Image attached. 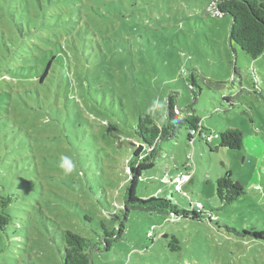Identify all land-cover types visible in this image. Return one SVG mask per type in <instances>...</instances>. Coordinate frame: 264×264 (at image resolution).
I'll return each instance as SVG.
<instances>
[{"label":"rangeland","instance_id":"rangeland-1","mask_svg":"<svg viewBox=\"0 0 264 264\" xmlns=\"http://www.w3.org/2000/svg\"><path fill=\"white\" fill-rule=\"evenodd\" d=\"M216 1L0 0V214L11 215L0 264H62L63 230L96 241L104 223L114 230L108 214L121 212L139 144L133 127L139 114L162 120L171 95L209 134L241 130L243 148L189 142L182 126L137 194L185 210L201 202L204 217L131 210L94 264H264V53L253 59L231 42ZM62 155L78 165L70 175ZM228 171L245 193L223 204L217 181Z\"/></svg>","mask_w":264,"mask_h":264},{"label":"trees","instance_id":"trees-1","mask_svg":"<svg viewBox=\"0 0 264 264\" xmlns=\"http://www.w3.org/2000/svg\"><path fill=\"white\" fill-rule=\"evenodd\" d=\"M216 8L221 15H229L231 17L230 39L232 43H236L242 51L250 55L253 59L260 57L264 53V0H217ZM14 49H18L15 42L8 40ZM7 40L2 37V43L6 46ZM57 56H53V60ZM38 63V62H30ZM52 63V62H51ZM49 63L39 80L46 81L50 74L52 64ZM35 64L27 66L29 72L32 71ZM176 110H180V116L176 115ZM189 129V142L196 139H203L200 134L192 135V131L202 130L205 134H209L204 127L202 120L194 113V108L189 105L185 109L180 108L175 103L173 95L167 97V110L162 120H158L150 113L144 115L139 114L136 126L133 127L135 134L139 140L138 147H135L133 154L130 155L128 165L130 174L125 192L124 205L120 214L109 213L108 220L112 222L114 230L104 223L103 235H99V240L81 236L72 230H63L61 232L64 242L63 248H60L62 264H94L93 252L95 250L102 251L99 245L104 243V249L110 250L112 241L121 238L125 231V221L131 210H142L150 214L170 215L182 218H191L200 220L204 217L203 212L193 210L180 209L170 199L152 196L150 198H141L137 194V186L142 179L144 172L155 166V160L159 157V150L162 149L164 141L175 138L182 126ZM219 147L229 148L231 150H240L244 145V135L237 128H227L220 132ZM208 143V142H206ZM210 144V143H208ZM86 156L82 155L81 158ZM177 191V190H176ZM245 188L239 181L233 179V174L228 171L227 174L217 181V195L223 204H231L236 201ZM4 203V202H3ZM88 221V216L85 215ZM11 221V215L3 211L0 214V228L4 229ZM117 227V228H116ZM264 237V232L257 234ZM104 239V241H103ZM173 251H179L180 245L177 238H173L170 242Z\"/></svg>","mask_w":264,"mask_h":264},{"label":"built area","instance_id":"built-area-1","mask_svg":"<svg viewBox=\"0 0 264 264\" xmlns=\"http://www.w3.org/2000/svg\"><path fill=\"white\" fill-rule=\"evenodd\" d=\"M191 133L194 136H198L201 134L203 136V139L208 143H211L214 139H219L220 137V134L218 133L205 134L204 132H202V130H199V131L193 130ZM190 178H191V174L189 172H186V171L180 172L175 178V184H174L175 190L177 191L182 190L183 183L189 181ZM193 209H195L198 212H202V210L204 209V206L201 202H197L193 206Z\"/></svg>","mask_w":264,"mask_h":264},{"label":"clouds","instance_id":"clouds-1","mask_svg":"<svg viewBox=\"0 0 264 264\" xmlns=\"http://www.w3.org/2000/svg\"><path fill=\"white\" fill-rule=\"evenodd\" d=\"M59 167L64 171L65 175H70L77 170V163L68 155L60 157Z\"/></svg>","mask_w":264,"mask_h":264},{"label":"water","instance_id":"water-1","mask_svg":"<svg viewBox=\"0 0 264 264\" xmlns=\"http://www.w3.org/2000/svg\"><path fill=\"white\" fill-rule=\"evenodd\" d=\"M220 149V147L218 146V147H216V150L218 151Z\"/></svg>","mask_w":264,"mask_h":264}]
</instances>
